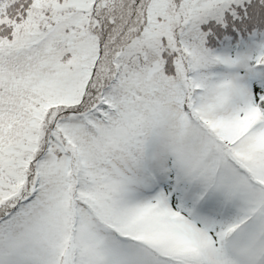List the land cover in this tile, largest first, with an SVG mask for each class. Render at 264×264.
<instances>
[{
  "label": "snow or ice",
  "instance_id": "6c2138e0",
  "mask_svg": "<svg viewBox=\"0 0 264 264\" xmlns=\"http://www.w3.org/2000/svg\"><path fill=\"white\" fill-rule=\"evenodd\" d=\"M0 264H264V0H0Z\"/></svg>",
  "mask_w": 264,
  "mask_h": 264
}]
</instances>
